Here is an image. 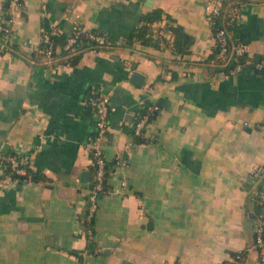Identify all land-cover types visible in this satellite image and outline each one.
Wrapping results in <instances>:
<instances>
[{"label": "crops", "instance_id": "0c3cea01", "mask_svg": "<svg viewBox=\"0 0 264 264\" xmlns=\"http://www.w3.org/2000/svg\"><path fill=\"white\" fill-rule=\"evenodd\" d=\"M21 1L0 59V151L32 155L29 175L0 186V264H233L235 252L244 253L241 264H259L264 218L254 214L252 172L264 170V70L249 63L219 73L204 0ZM155 8L188 33L185 52L174 51L167 17L152 24L150 41H130ZM75 21L115 46L44 63L42 29L53 24L68 38ZM237 38L264 57V0L242 2ZM92 89L110 94L104 153L112 170L88 251ZM145 104L159 107L139 141Z\"/></svg>", "mask_w": 264, "mask_h": 264}, {"label": "built area", "instance_id": "2783aa9c", "mask_svg": "<svg viewBox=\"0 0 264 264\" xmlns=\"http://www.w3.org/2000/svg\"><path fill=\"white\" fill-rule=\"evenodd\" d=\"M226 0H204V4L207 10V19L214 29V35L216 43L221 45L220 56L227 57L228 47L231 45V51L237 55L238 63L231 70L234 71L245 64H252L253 67L258 70H264V57L253 59L252 54L247 50L246 46L238 41H234L233 33L230 27L234 26L236 23L241 21V5L236 7L231 11H227L225 8ZM9 15L1 13L0 14V31H2L3 38L0 41V59L2 58L4 52L7 50V42L11 39L17 15L21 13L22 1L21 0H8L7 2ZM221 18V24L217 22V18ZM216 29V30H215ZM84 34L93 40L98 47H93L95 50H105L111 49L115 46V43L109 40L104 34L90 31L85 28L84 25L75 21L73 25V33L68 37L64 49L73 47L75 43L79 40V37ZM61 35V32L55 25H51L50 29H42L41 44L42 47L39 49V53L42 55V61L49 64H58L60 59H67L69 55H73L78 50L72 48L71 54H61L62 48L55 44V36ZM233 40L232 44L229 41ZM215 43V44H216ZM229 60L224 61L226 64ZM220 74H228L227 72L221 70ZM110 94L103 90L92 89L88 98V104L96 114V131L90 137L87 144L88 150L92 158V162L96 165V170L94 173V183L93 186L89 187V208L87 219L91 220L99 206V193L110 192V188L106 185V157L104 153V144L108 137L109 131V116L112 110ZM158 105L150 104L147 105V110L145 113H138L135 121V134L143 135L144 127L147 123L151 113L158 109ZM31 153L29 151L21 152H10L4 153L0 151V186L6 185L12 182L18 176H27L30 174V162ZM118 163H125V161L119 157ZM262 168H256L253 170L252 174L255 179H259L263 174ZM125 184V181H123ZM114 191H119V188H115ZM256 195L260 201L264 200V189L257 191ZM84 227V231L91 232V229ZM257 243L261 247L260 253L261 257L259 264H264V235L263 226L261 219H259V224L257 225ZM241 253L236 254V258H240Z\"/></svg>", "mask_w": 264, "mask_h": 264}, {"label": "trees", "instance_id": "16d2710c", "mask_svg": "<svg viewBox=\"0 0 264 264\" xmlns=\"http://www.w3.org/2000/svg\"><path fill=\"white\" fill-rule=\"evenodd\" d=\"M247 1V0H226L225 1V8L227 11H231L233 9H235L236 7H240V5L242 4V2ZM248 1H252V0H248ZM6 12L4 14H6L7 16L9 15V10H8V6L6 5L5 8ZM164 17H167L170 21V25H169V29L172 30L173 32V47H174V51L176 53L178 52H185L183 46L186 43L189 35L188 33H186L183 28L181 27V25H175L171 22H173V18L171 16H169V14L165 13L164 11H162L161 9L155 8L147 13H145L142 18H141V24L139 26H137L135 28V30L133 31V34L130 36V41H133L135 38L136 39H142L143 41H150L151 39H153V23L156 22L157 20H160ZM217 22L220 25L221 24V18H217ZM52 24H47L44 28L45 29H50ZM239 23L234 24V26L230 27L232 33H233V39L234 41H238L239 39L237 38V29H238ZM216 30V29H215ZM90 31H94V30H90ZM97 32V31H95ZM2 31H0V41L3 38L2 35ZM68 38H63L61 35L55 36V44L61 46L62 48V52L61 54H71L69 52L72 51V48H75V50H78L77 52H75L73 55H69V58L67 59H60L59 63L61 62H70L72 63L76 58L77 55L79 54V52H81L84 49H92L93 47H98L97 44L91 40L89 37L85 36L84 34H82L79 37V40L77 41V43L74 44L73 47H70L68 49H64L63 46L65 45L66 41ZM230 44H232L233 40L229 41ZM10 47V41L7 42V49ZM42 47V44L41 46ZM221 49V45L219 43H216L213 49V57H214V62L217 63L219 65V70H223V71H231L239 62L237 59V55H235L232 51H231V45L228 47V52H227V57H229V60L226 64H224V61L227 60V57H223L220 56L219 52ZM41 55V54H40ZM36 58L38 59V54L34 57V60H36ZM42 58V55H41ZM255 59V58H253ZM148 104H145V107L141 108L140 113H145L146 112V108H147ZM137 139L139 141L145 140V137H143V135H136ZM96 170V165L95 163L92 162L91 167H90V186H93L94 183V173ZM105 174H106V185H107V179L108 176L110 174V171L112 170V163L106 161V166H105ZM263 175L259 178L258 181V185H257V191L260 189H264V170H263ZM103 192L99 193V196L103 195ZM254 198H255V204H254V214L255 216H261V218H264V200L260 201V199L258 198V195L254 194ZM88 208H89V200L87 201V204L85 206V210L83 212V224L85 227H87L88 229H91V232L87 233L88 236V242H87V246H86V250L88 251H92L95 246H96V241H95V227H94V217L91 220L87 219V214H88ZM255 241L256 244L257 243V234L255 233ZM258 247L261 249V247L258 245ZM239 252H235L234 253V263L233 264H241L243 261V257H244V253H242V257L240 258H236V254H238ZM220 264H229V262H223Z\"/></svg>", "mask_w": 264, "mask_h": 264}, {"label": "water", "instance_id": "95a60500", "mask_svg": "<svg viewBox=\"0 0 264 264\" xmlns=\"http://www.w3.org/2000/svg\"><path fill=\"white\" fill-rule=\"evenodd\" d=\"M132 77L136 78L135 82L142 83V79H143L142 73H140L138 71H134L132 73ZM85 175L87 176V179H85V180H88V177L90 176L89 172H85Z\"/></svg>", "mask_w": 264, "mask_h": 264}]
</instances>
